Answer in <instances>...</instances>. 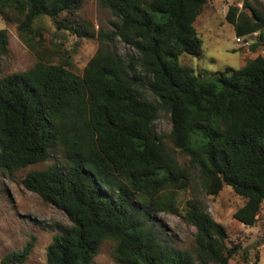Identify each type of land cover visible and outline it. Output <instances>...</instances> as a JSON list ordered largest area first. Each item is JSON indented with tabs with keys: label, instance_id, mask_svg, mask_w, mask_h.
Returning <instances> with one entry per match:
<instances>
[{
	"label": "trees",
	"instance_id": "trees-1",
	"mask_svg": "<svg viewBox=\"0 0 264 264\" xmlns=\"http://www.w3.org/2000/svg\"><path fill=\"white\" fill-rule=\"evenodd\" d=\"M208 1L100 0L117 19L109 38L136 54L124 59L99 50L81 76L38 54L35 22L48 17L59 30L93 37L88 26L60 19L75 16L84 0H0L2 17L18 23L40 58L32 69L0 80V171L12 177L57 149L63 156L61 164L22 180L71 223L58 227L47 264H92L106 239L115 242L120 264H229L236 249L226 244V228L195 201L185 209L179 203L191 178L155 132L160 112L170 114L169 138L198 170L204 190L218 195L231 187L247 199L235 219L257 222L264 203V57L207 76L183 66V54L201 51L195 22ZM243 8L251 13L231 7L227 14L237 37L264 31V16L249 0ZM9 44L8 30L0 29V55ZM163 212L197 229V259L158 231ZM33 249L30 242L0 264H25Z\"/></svg>",
	"mask_w": 264,
	"mask_h": 264
},
{
	"label": "rangeland",
	"instance_id": "rangeland-1",
	"mask_svg": "<svg viewBox=\"0 0 264 264\" xmlns=\"http://www.w3.org/2000/svg\"><path fill=\"white\" fill-rule=\"evenodd\" d=\"M249 3L264 16V0H249ZM243 6L244 0H209L195 22L203 41L201 51L197 55L183 54L180 57L181 64L192 68L197 75L207 76L227 69H239L249 60L264 57V43L261 42L264 31L246 36L244 42L238 43L235 28L227 20L231 7H238L240 11L250 14V10ZM60 19H66L72 25L88 26L94 36L82 37L69 30H59L48 17L37 20V39L42 42L38 54L53 64H64L82 76L87 64L99 50L116 52L124 59L136 54L120 38H109L117 19L110 9L101 5L100 0H84L83 8L75 16L64 15ZM0 29H7L10 38L8 53L0 55V80L32 69L40 58L23 41L18 23L7 21L0 14ZM256 43H260L261 47L253 51L252 46ZM143 92L148 100L154 99L149 90ZM171 130L170 114L160 112L155 122V132L163 137L178 163L188 168L191 178L190 186L178 193L182 209H185L188 201H195L226 228V244L228 248L236 249L229 264H264V203L254 226L236 220L234 214L245 205L247 199L229 186H225L218 195L208 194L203 188L198 170L191 168L189 158L172 144L169 138ZM62 162V151L57 149L48 161L30 165L12 177L0 171V261L14 251L23 250L32 242L34 249L25 264H47V249L54 236L60 232L58 227L69 226L71 223L64 212L27 190L22 180L30 171L46 169ZM157 229L169 245L187 250L197 259V229L186 222L183 216L163 212L158 216ZM115 245L113 240H104L92 264H120L115 256ZM196 264H201L198 259Z\"/></svg>",
	"mask_w": 264,
	"mask_h": 264
},
{
	"label": "built area",
	"instance_id": "built-area-1",
	"mask_svg": "<svg viewBox=\"0 0 264 264\" xmlns=\"http://www.w3.org/2000/svg\"><path fill=\"white\" fill-rule=\"evenodd\" d=\"M246 37V36H245ZM245 37H237V42L238 43H241L242 41L244 42L245 41Z\"/></svg>",
	"mask_w": 264,
	"mask_h": 264
}]
</instances>
